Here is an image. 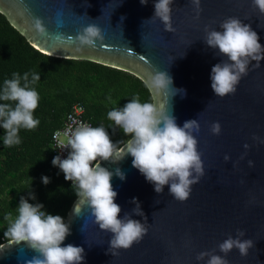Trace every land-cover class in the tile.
<instances>
[{
  "label": "water",
  "instance_id": "1",
  "mask_svg": "<svg viewBox=\"0 0 264 264\" xmlns=\"http://www.w3.org/2000/svg\"><path fill=\"white\" fill-rule=\"evenodd\" d=\"M154 2L0 0V10L47 55L85 58L131 71L149 88L153 74L167 72L173 87L185 89L187 95L169 98L150 88L154 105L169 110L181 127L191 119L200 125L194 135L204 175L191 186L186 201L169 195L170 185L158 194L132 166L130 155L119 163L102 162V167L113 172L119 167L126 174L124 181L112 179L118 193L115 203L122 209L118 218L131 214L144 223L147 233L129 250L113 256L108 252L112 234L101 230L90 209L81 205L80 214L71 216V234L64 245L83 247L84 264H206L207 257L198 261L196 256L215 249L223 257L218 245L229 235L236 238L240 229L245 232L241 239H251L254 246L247 256L233 248L224 257L228 264H264V50L259 59H250L235 94L221 98L215 96L210 76L212 67L226 58L203 41L206 27L221 30L223 20L237 17L251 25L264 45V15L253 8L252 0H199V11L193 0H174L171 30L165 31L159 19L148 20L154 15ZM37 19L45 27L43 35L35 28ZM93 23L100 27L103 40L95 47L79 45L75 36ZM217 122L218 135L210 131ZM133 198L138 199L147 221L132 213ZM34 255L25 242L9 240L0 246V264H26Z\"/></svg>",
  "mask_w": 264,
  "mask_h": 264
},
{
  "label": "clouds",
  "instance_id": "2",
  "mask_svg": "<svg viewBox=\"0 0 264 264\" xmlns=\"http://www.w3.org/2000/svg\"><path fill=\"white\" fill-rule=\"evenodd\" d=\"M148 2L140 0L142 5ZM173 3L174 0H155L154 15L148 20L154 22L159 19L165 31H170ZM193 3L199 11V0H193ZM252 5L264 15V0H252ZM35 28L42 35L45 34V27L39 19L35 21ZM219 28L221 30L206 27L203 41L208 47L218 50L217 55L226 58L212 67L210 76L215 96L223 98L235 94L241 78L246 75L250 59H259L264 45L251 25L244 24L237 17L223 20ZM75 40L81 46L95 47L97 41L103 40L102 31L96 24H89L82 27ZM13 77L5 80L0 90V101L4 102L0 103V127L5 131V147L21 142L18 135L21 128L33 130L40 123L33 115L39 104V94L32 87L41 79L40 75L31 73L30 78V74L25 72L22 77L19 73H14ZM150 88L155 94L169 98L178 94L182 98L187 95L185 89L173 87V79L165 71L150 77ZM107 115L114 122L113 130L116 127L122 129L124 135L129 137L127 141L114 143L104 127L81 124L75 130H70L69 139L61 148L69 150L67 158L62 159L57 155L52 160L53 166L60 169L65 180L72 182L77 195L68 222L60 215L46 213L43 204H31L24 197L20 199L16 217L13 218L11 213L5 216L9 221L5 236L15 243L25 242L36 253L26 264H84L83 247L64 245L71 234V216L80 214L81 205L90 209L95 224L101 230L112 234L108 252L113 256L119 255V250H129L147 233L144 223L132 219L131 214L125 213L123 219L118 218L122 209L115 203L118 193L113 188L112 179L116 176L124 181L126 174L119 167L114 172L110 171L101 166L102 162L115 164L130 155L132 166L154 185L158 194L163 193L165 185H170L169 195L180 202L189 198L191 186L203 177V161L194 135L200 131L198 120H187L181 127L176 117L162 105L141 103L138 99H131L122 108L111 110ZM210 131L218 135L220 124H212ZM224 159L228 161L230 158L226 155ZM249 164L252 162L249 161ZM42 180L45 185L50 182L47 176ZM31 199H35V196L31 195ZM130 202L136 205L132 213L144 216L147 221L138 199L133 198ZM243 236L245 232L237 229L236 238L229 235L218 245L223 257L217 255L214 249L200 252L196 259L204 261L207 257L206 264H228L224 257L233 248L238 249L241 256H247L254 242L251 239L242 240Z\"/></svg>",
  "mask_w": 264,
  "mask_h": 264
},
{
  "label": "trees",
  "instance_id": "3",
  "mask_svg": "<svg viewBox=\"0 0 264 264\" xmlns=\"http://www.w3.org/2000/svg\"><path fill=\"white\" fill-rule=\"evenodd\" d=\"M25 72L30 78L31 73L41 77L32 85L39 94L33 115L40 123L33 130L21 128V142L11 147L4 146L5 131L0 127V246L11 240L5 236L9 227L5 216L11 213L16 217L21 197L31 204H43L46 213L64 220L77 200L70 181L52 164L53 133L63 126L74 104H83L84 118L93 127H104L114 143L129 137L119 127L113 130L109 111L122 108L131 99L154 104L153 94L140 76L90 59L47 55L36 49L0 10V90L14 73L22 77ZM44 176L50 179L47 185Z\"/></svg>",
  "mask_w": 264,
  "mask_h": 264
},
{
  "label": "built area",
  "instance_id": "4",
  "mask_svg": "<svg viewBox=\"0 0 264 264\" xmlns=\"http://www.w3.org/2000/svg\"><path fill=\"white\" fill-rule=\"evenodd\" d=\"M85 108L83 104L76 103L71 110L66 114L63 126L53 133V148L55 156L59 155L62 159L67 158L68 149L61 150L62 146L67 143L69 139L70 130H75L81 124L92 126L91 122L84 118ZM93 127V126H92ZM60 171V169L58 168ZM72 184V182L70 181Z\"/></svg>",
  "mask_w": 264,
  "mask_h": 264
}]
</instances>
